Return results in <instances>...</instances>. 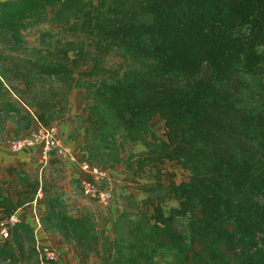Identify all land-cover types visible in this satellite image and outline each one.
<instances>
[{
	"label": "trees",
	"instance_id": "16d2710c",
	"mask_svg": "<svg viewBox=\"0 0 264 264\" xmlns=\"http://www.w3.org/2000/svg\"><path fill=\"white\" fill-rule=\"evenodd\" d=\"M47 21L65 32L55 47L0 62V120L16 111L31 126L11 92L50 124L72 111L82 88L78 148L87 160L113 168L139 141V168L172 160L189 170L180 182L166 184L160 169L135 181L147 204L127 195L110 226L53 213L78 264L95 243L94 264H264V0H0V33L15 41ZM112 54L132 61L108 65ZM156 115L165 137L152 127ZM17 169L5 181L30 190L14 198L0 183L2 215L32 204L42 186ZM168 194L177 205L166 206ZM35 253L34 226L23 218L0 241V257L22 264Z\"/></svg>",
	"mask_w": 264,
	"mask_h": 264
},
{
	"label": "rangeland",
	"instance_id": "374dc122",
	"mask_svg": "<svg viewBox=\"0 0 264 264\" xmlns=\"http://www.w3.org/2000/svg\"><path fill=\"white\" fill-rule=\"evenodd\" d=\"M65 32L58 27H54L49 21L33 25L23 29L22 35H18L19 41L13 38L14 33L1 32L0 33V62L6 64L10 62L12 55H20L24 57L36 56L38 52L45 51V48L55 47L59 39L64 36ZM58 44V43H57ZM132 61V57H124L118 54H112L107 58L108 65L117 66L122 64L126 66L127 63ZM17 84V81H14ZM22 87L24 85H21ZM84 89L77 88L74 90L70 97L72 104V111L55 120L53 123L57 124L60 129L62 139L71 144L76 149L79 147V142L76 140L80 136L81 130L79 124L81 116L85 114L83 107L85 103ZM11 99L16 104L26 109L31 114V126L36 123L34 116L30 109L19 100L18 95L11 92ZM0 109L1 105H0ZM35 112V111H34ZM36 113V112H35ZM3 120H0V142L7 143L11 137L19 136L25 133L30 127H26L27 120L20 119L16 116V111L2 113ZM35 122V123H34ZM152 127L159 136L165 137V125L161 116L156 115L152 119ZM20 133L16 132L17 130ZM138 144V145H136ZM143 148H142V147ZM145 150V146L141 142L132 143L124 152V161L119 165L109 168V175L111 176V185L115 191V198L111 206H103L98 200L93 199L85 194L80 178L79 166L70 161H66L60 157L52 158L46 165L41 166L40 154L37 150L22 151L19 156V161L15 165L17 170H25L22 177L30 176V178L40 179L43 188V194L36 200V204H25L21 206V213L25 219L33 223L36 233L37 219L41 222L39 233L42 232V237L39 234V239L54 246L58 251V259L55 261H42L39 254L35 253L30 256L22 264H78V258L75 255L74 242L66 234V231L60 226L53 213H60L64 210L70 215H87L92 218L98 227L108 225L112 216V210L115 206L122 210L126 205V196L133 195V199L137 202H145L144 194L135 193V181L151 179L157 169H160L165 183H169L171 178L176 181H182L189 178V170L181 163L165 160L163 162H149L143 168L138 167L137 155ZM9 167H0V183L5 189L15 196L17 194L16 188L20 186L10 187V182L5 181L8 178ZM7 189V190H6ZM20 189V188H19ZM30 190V187H28ZM55 198L56 201H50ZM177 201L171 196L167 195L165 204L170 206L177 205ZM36 236V234H35ZM45 239V240H43ZM29 238L23 240L24 245H29ZM36 240H38L36 238ZM47 240V241H46ZM96 251H93L91 257L96 258ZM29 254V253H28ZM91 259V262H92ZM0 264H9L0 257ZM163 264V260L159 261Z\"/></svg>",
	"mask_w": 264,
	"mask_h": 264
},
{
	"label": "built area",
	"instance_id": "2783aa9c",
	"mask_svg": "<svg viewBox=\"0 0 264 264\" xmlns=\"http://www.w3.org/2000/svg\"><path fill=\"white\" fill-rule=\"evenodd\" d=\"M36 124L31 126L25 133L19 136H13L8 140L9 149L14 152L37 150L40 154V160L45 165L52 158L60 157L66 161L78 164L80 170V182L86 195L98 200L103 206H111L115 191L111 185V176L109 169L102 168L84 157L82 150L73 147L65 142L60 134L59 126L55 123L43 124L39 121L34 110L26 105ZM43 194L42 186L38 189L36 200ZM23 220L20 209L8 215L0 213V241L5 240L11 231V228ZM36 238L39 257L42 261H55L58 259V251L50 243L39 239V229L41 222L37 219Z\"/></svg>",
	"mask_w": 264,
	"mask_h": 264
},
{
	"label": "crops",
	"instance_id": "0c3cea01",
	"mask_svg": "<svg viewBox=\"0 0 264 264\" xmlns=\"http://www.w3.org/2000/svg\"><path fill=\"white\" fill-rule=\"evenodd\" d=\"M85 93V91H84ZM35 123V122H34ZM37 123V122H36ZM35 123V124H36ZM34 124V125H35ZM78 142H82L83 141V130H81L80 132V136L78 137V139H76ZM139 141H136L134 143H137ZM138 145V144H136ZM142 147V146H141ZM143 148V147H142ZM22 151H19V152H14L12 150L9 149V146L7 143H3V142H0V167H15V165L17 164V162L19 161V156L18 155H21ZM18 154V155H17ZM42 163V162H41ZM44 165L43 163L41 164V166ZM46 165V164H45ZM80 173V171H79ZM20 188V189H19ZM19 188H16V192L17 194L14 196L13 193H12V196L14 198H18L20 195L22 194H25L27 193L29 190H28V187H23L20 185ZM134 192L135 193H141V194H144L145 192L138 189V188H134ZM144 197H145V200H147V193L144 194ZM140 205H146V201L145 202H138ZM33 204H36V199L33 201L32 205ZM20 209V208H19ZM21 210V209H20ZM120 209H118L117 207L113 208L112 210V216H109L108 218L110 219V221H108V225L111 224V220L117 215L120 213ZM23 215V214H22ZM23 218L25 219L24 215H23ZM27 220V219H26ZM30 222V221H29ZM31 224H33L32 222H30ZM35 228V227H34ZM42 237L44 236V234L42 235V232L39 233ZM45 240V239H43ZM47 241V240H46ZM45 242V241H44ZM94 251H96V258L95 259H92V257L90 258L89 262L87 264H94L95 262L99 261L100 258H101V250H100V246L98 243H95V246H94ZM91 259H92V262H91Z\"/></svg>",
	"mask_w": 264,
	"mask_h": 264
}]
</instances>
